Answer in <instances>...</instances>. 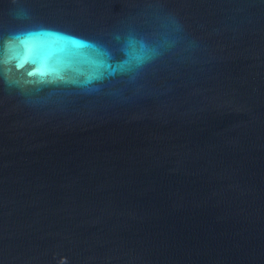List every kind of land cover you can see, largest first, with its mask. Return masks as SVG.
<instances>
[{
	"label": "water",
	"instance_id": "1",
	"mask_svg": "<svg viewBox=\"0 0 264 264\" xmlns=\"http://www.w3.org/2000/svg\"><path fill=\"white\" fill-rule=\"evenodd\" d=\"M0 264H264V0H0Z\"/></svg>",
	"mask_w": 264,
	"mask_h": 264
}]
</instances>
